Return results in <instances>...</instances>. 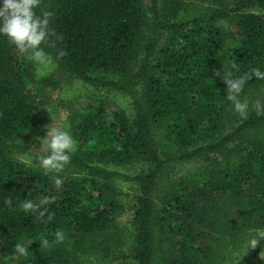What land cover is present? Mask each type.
I'll return each mask as SVG.
<instances>
[{
    "label": "trees",
    "instance_id": "1",
    "mask_svg": "<svg viewBox=\"0 0 264 264\" xmlns=\"http://www.w3.org/2000/svg\"><path fill=\"white\" fill-rule=\"evenodd\" d=\"M43 11L52 35L42 47L61 74L126 92L130 111L93 95L68 114L77 147L61 173L19 162L33 112L59 81L35 78L0 36V256L31 241L18 264H220L264 230V80L252 76L240 93L246 118L223 82L226 71H264V0H41ZM190 162L201 166L176 168ZM110 166L137 172L125 230L116 218L127 195ZM28 198L47 203L26 212ZM263 250L261 241L235 264Z\"/></svg>",
    "mask_w": 264,
    "mask_h": 264
},
{
    "label": "clouds",
    "instance_id": "2",
    "mask_svg": "<svg viewBox=\"0 0 264 264\" xmlns=\"http://www.w3.org/2000/svg\"><path fill=\"white\" fill-rule=\"evenodd\" d=\"M41 0H0V36H3L13 45L18 52L28 57L37 68V77L45 74L53 65V57L45 51L42 45L49 43L52 30L49 27V17L51 13L43 11L37 14ZM63 50L57 53V56H63ZM254 76L256 79L264 80V71L259 68H252L250 71L244 72L242 75H233L231 71H226L223 82L226 85L227 99L232 102L233 109L242 117L246 118L248 114L249 104L246 99L240 98V93L248 79ZM257 114H264V108L258 107ZM47 129L46 136L40 139L42 149L36 160L39 167L45 173H61L71 159V154L76 150L77 143L70 131L68 125L58 127L45 126ZM54 184L59 188L62 179L59 175L54 177ZM47 203L34 202L33 199H25L21 205L26 212L40 209V205ZM46 209H41L43 216ZM48 215V219H51ZM57 241H62L65 234L61 230L54 233ZM264 241V230H257L251 234L247 240V249L255 247ZM27 243L18 242L14 244L16 254L23 256L28 251ZM49 240L47 237L40 239V247H48ZM6 264V262H0Z\"/></svg>",
    "mask_w": 264,
    "mask_h": 264
},
{
    "label": "rangeland",
    "instance_id": "3",
    "mask_svg": "<svg viewBox=\"0 0 264 264\" xmlns=\"http://www.w3.org/2000/svg\"><path fill=\"white\" fill-rule=\"evenodd\" d=\"M142 7L148 17L152 16L150 4L147 1L143 2ZM223 26H225V24H223ZM162 41L163 37L161 35L159 36V43ZM33 73L35 78L48 75L54 76L59 81V87L53 90H46L40 105L36 107L33 112L37 127L32 133V147L27 154L15 156L19 162L24 163L26 166H39L36 156L40 154L42 149L37 148L40 146V139L46 136L47 129L45 126L58 127L67 124L68 130L70 131L67 119L69 112L74 109L83 110L87 105L89 97L93 95L100 97L109 102L114 108L122 110L125 114H129V96L124 91L115 92L111 90H102L82 82L77 78L64 76L55 63H53L49 70H46L44 75L39 77H37V68L33 65ZM200 166L201 163L190 162L177 165L176 168L182 171H189ZM109 169L117 173L116 182L122 189V192L127 195L122 198V203L126 210L116 218L118 227L125 230L129 226L130 218V212L127 211V206L131 199V195H134L137 189V185L132 178L137 172L135 170L115 166H110ZM250 249L251 248L247 249V242H243L233 249L220 264H235L244 259ZM18 261L19 258L17 254L4 257L0 256V262H6V264H18ZM249 264H264V250L252 258Z\"/></svg>",
    "mask_w": 264,
    "mask_h": 264
}]
</instances>
